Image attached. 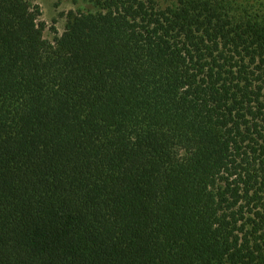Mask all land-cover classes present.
<instances>
[{"label":"trees","instance_id":"obj_1","mask_svg":"<svg viewBox=\"0 0 264 264\" xmlns=\"http://www.w3.org/2000/svg\"><path fill=\"white\" fill-rule=\"evenodd\" d=\"M91 2L0 0V264H264V0Z\"/></svg>","mask_w":264,"mask_h":264},{"label":"rangeland","instance_id":"obj_2","mask_svg":"<svg viewBox=\"0 0 264 264\" xmlns=\"http://www.w3.org/2000/svg\"><path fill=\"white\" fill-rule=\"evenodd\" d=\"M155 1L161 8H166L175 5L178 0ZM28 2L32 6L38 7L39 18L46 25L44 38L48 41H52L64 32L69 13L78 14L95 10L91 0H28Z\"/></svg>","mask_w":264,"mask_h":264}]
</instances>
